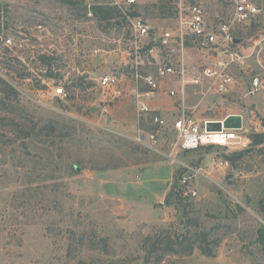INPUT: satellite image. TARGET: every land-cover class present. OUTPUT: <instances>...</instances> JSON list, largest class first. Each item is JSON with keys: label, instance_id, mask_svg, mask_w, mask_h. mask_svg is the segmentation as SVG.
<instances>
[{"label": "rangeland", "instance_id": "374dc122", "mask_svg": "<svg viewBox=\"0 0 264 264\" xmlns=\"http://www.w3.org/2000/svg\"><path fill=\"white\" fill-rule=\"evenodd\" d=\"M64 1L0 0V78L17 93L8 100L9 112L0 106V264H147V237L187 230L200 241L199 233H206L203 246L214 257L195 249L156 264H264L256 241L264 228V144L250 138L264 132L259 98L238 107L246 115V145L183 152L174 146V115L163 117V128L153 126L152 148L149 141L139 144L140 118L148 115H138L130 85L120 82L117 96L98 85L127 58V35L115 22L123 20L91 14V6L111 0ZM155 1L139 0V15L154 28L175 26L173 19L151 15ZM190 1L214 9V0ZM7 38L16 46H5ZM63 79L65 100L49 97L41 81ZM226 107L214 109L216 119ZM48 123L51 135L18 140L34 124ZM46 165L55 172L43 177L56 180L40 186L42 196H23L26 182L35 181L31 171ZM57 184L63 185L60 197ZM176 184L196 191L185 210L184 203L165 205ZM69 231L78 233L70 251Z\"/></svg>", "mask_w": 264, "mask_h": 264}, {"label": "built area", "instance_id": "2783aa9c", "mask_svg": "<svg viewBox=\"0 0 264 264\" xmlns=\"http://www.w3.org/2000/svg\"><path fill=\"white\" fill-rule=\"evenodd\" d=\"M138 4L139 0H111L123 20L116 24L127 35V58L117 74L101 77L99 87L117 96L120 82L127 88L130 85L138 115H150L157 129L166 121L152 112L149 102L158 95L178 101L179 114L172 128L174 146L183 152L249 143L246 115L238 107L259 98L264 113V0H214L213 11L200 1L176 0L175 26L160 29L151 27L142 16L132 15ZM4 45L16 46L10 38ZM169 78L177 87L162 91V81ZM65 79L41 83L51 89L49 97L65 100ZM223 103L229 110L216 119L214 109ZM230 115L242 117L240 130H206L207 122L224 121ZM138 131L137 143L149 141L150 148L157 143L158 132L142 135ZM181 192L183 197L196 196L195 190Z\"/></svg>", "mask_w": 264, "mask_h": 264}, {"label": "trees", "instance_id": "16d2710c", "mask_svg": "<svg viewBox=\"0 0 264 264\" xmlns=\"http://www.w3.org/2000/svg\"><path fill=\"white\" fill-rule=\"evenodd\" d=\"M64 1V0H62ZM66 3H70V1H64ZM137 6H134V11L132 12L133 16H140L139 12L136 10ZM153 11L151 15H155L156 18L158 19H173L175 14H176V0H156L155 3L152 5ZM90 12L91 14L95 17L98 18L99 20L102 21H110L114 20V17H118V11L115 7L112 5L107 4V5H93L90 7ZM117 22V21H115ZM119 27V25H117ZM43 59V57H42ZM0 106L7 107L5 112H9L11 108H13L12 104L8 102L9 99H16L17 93L14 91V89L8 85L4 80L0 78ZM8 104V105H7ZM10 108V109H9ZM38 126L34 124V126L31 128L30 131H23L18 135V140H28L32 136H39L42 135V133L46 134H52L54 131V128L52 127L51 123H48L47 125L37 128ZM37 128V131H35ZM139 130L142 132L149 134L154 132L153 125L151 124V116L148 115L147 119L141 117L140 122H139ZM66 136V135H64ZM63 136V137H64ZM252 143L255 145H261L264 144V132L261 134H253L250 136ZM23 150L26 152L27 148H23ZM38 166V165H37ZM36 166V167H37ZM73 172H77L76 168L72 166L71 168ZM71 170V172H72ZM44 172H48L50 175L55 172L50 165L46 166H41L40 168H35L31 173L29 174V178L33 177L35 174V181H27L26 185H28V188L24 190L22 193L23 196H25V193L30 194L29 196H32L35 198L34 194H39L41 193L40 191L41 187L40 186H48L45 185L44 183L46 181H51V180H56V178L53 177L48 179L47 176L43 177ZM68 176V175H67ZM41 178H43L41 180ZM63 185L62 184H57L55 186V193H58V196L60 197V188L63 190ZM178 187V184L173 186V191L169 192L165 196V205L166 206H171L174 203L182 205L183 210L187 207V200L189 197H183L181 190V186ZM59 190V191H58ZM44 193L46 192V189L44 191H41ZM42 196V195H41ZM70 236L66 239L68 243V251L71 249V244L73 240L75 239V235H77V232H72L69 231L68 233ZM199 235L203 238V240H198L196 233L190 232L187 230L184 233H179V234H168V233H159L155 235L152 239L147 237V239L144 242L143 245V250L145 253V261L147 264H156L160 263L164 257L168 255H179V254H190L193 252V250H198L202 255L206 257H214V251L212 248H208L203 246L205 242H207L205 239H207V234L204 232H200ZM83 236L82 234L79 235L80 241H83ZM195 237V240H192V238ZM104 240V239H103ZM256 241L257 243L261 246V249L264 253V228H259L256 231ZM102 242V240H101ZM215 246L216 243H214Z\"/></svg>", "mask_w": 264, "mask_h": 264}, {"label": "crops", "instance_id": "0c3cea01", "mask_svg": "<svg viewBox=\"0 0 264 264\" xmlns=\"http://www.w3.org/2000/svg\"><path fill=\"white\" fill-rule=\"evenodd\" d=\"M106 69H108V67H106ZM174 81H175L174 79H170V78L162 81V83H161L162 84V86H161L162 91H165L168 88L177 87V84L174 83ZM193 103H195L194 100H193ZM189 104H190V102H189ZM149 105H150L152 112L156 113L157 115L161 116L162 118L164 116L174 115L175 116L174 119H175L179 114V102L174 100V99L168 98L166 96L158 95L155 99H153L152 101L149 102Z\"/></svg>", "mask_w": 264, "mask_h": 264}, {"label": "water", "instance_id": "95a60500", "mask_svg": "<svg viewBox=\"0 0 264 264\" xmlns=\"http://www.w3.org/2000/svg\"><path fill=\"white\" fill-rule=\"evenodd\" d=\"M120 25V23H117ZM242 117L240 115H230L224 121L207 122L205 128L208 132H219L225 130H240L242 128ZM79 171L78 168H76Z\"/></svg>", "mask_w": 264, "mask_h": 264}]
</instances>
